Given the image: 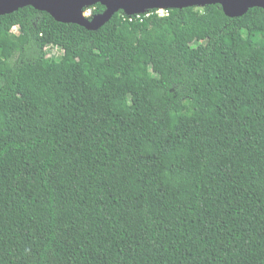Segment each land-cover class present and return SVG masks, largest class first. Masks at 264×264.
<instances>
[{"label": "trees", "instance_id": "trees-1", "mask_svg": "<svg viewBox=\"0 0 264 264\" xmlns=\"http://www.w3.org/2000/svg\"><path fill=\"white\" fill-rule=\"evenodd\" d=\"M147 13L0 15V264H264V8Z\"/></svg>", "mask_w": 264, "mask_h": 264}, {"label": "water", "instance_id": "water-1", "mask_svg": "<svg viewBox=\"0 0 264 264\" xmlns=\"http://www.w3.org/2000/svg\"><path fill=\"white\" fill-rule=\"evenodd\" d=\"M97 3L105 6V10L102 13L86 15V10ZM212 4L221 5L225 14L230 17L242 16L253 7L264 8V0H0V15L33 6L38 10L47 11L60 22L77 23L96 30L121 10L133 16L152 9H175Z\"/></svg>", "mask_w": 264, "mask_h": 264}, {"label": "built area", "instance_id": "built-area-1", "mask_svg": "<svg viewBox=\"0 0 264 264\" xmlns=\"http://www.w3.org/2000/svg\"><path fill=\"white\" fill-rule=\"evenodd\" d=\"M157 10V12L159 13V14H161V15H165V14H168V9L167 8H160V9H156ZM87 12V14L86 15H90L89 13H88V11H86ZM147 13V12H146ZM148 14V13H147ZM130 16V15H129ZM135 16H141V14H136ZM131 17H133V16H131Z\"/></svg>", "mask_w": 264, "mask_h": 264}, {"label": "rangeland", "instance_id": "rangeland-1", "mask_svg": "<svg viewBox=\"0 0 264 264\" xmlns=\"http://www.w3.org/2000/svg\"><path fill=\"white\" fill-rule=\"evenodd\" d=\"M87 11H88V13L90 14V15H92V9L91 8H89V9H87ZM134 16V15H133ZM15 31H17V28H15L14 29ZM51 49V51L53 52V53H57V54H60V53H62V50H60V49H57V48H50Z\"/></svg>", "mask_w": 264, "mask_h": 264}]
</instances>
